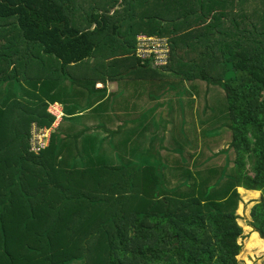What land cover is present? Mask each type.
<instances>
[{"label": "trees", "instance_id": "16d2710c", "mask_svg": "<svg viewBox=\"0 0 264 264\" xmlns=\"http://www.w3.org/2000/svg\"><path fill=\"white\" fill-rule=\"evenodd\" d=\"M10 18L63 77L101 53L110 31L128 26L136 57L141 32L168 37L161 70L224 90L231 142L222 166L182 172L174 186L158 169L128 171L116 144L88 154L92 141L64 139L62 123L34 154L33 124L52 125L49 105L85 95H58L48 76L28 116L0 107V264H240L238 188L262 191L249 225L264 240V0H0ZM259 247L255 236L247 244Z\"/></svg>", "mask_w": 264, "mask_h": 264}, {"label": "crops", "instance_id": "0c3cea01", "mask_svg": "<svg viewBox=\"0 0 264 264\" xmlns=\"http://www.w3.org/2000/svg\"><path fill=\"white\" fill-rule=\"evenodd\" d=\"M13 22V18L0 19V107L14 104L28 116L29 109L36 105V95L40 101L46 100L48 88L42 85L52 76L55 83L50 87H58V95L61 88L73 93L85 90L84 97L72 95L54 104L64 114V139L92 141L88 154L99 150L102 156L108 155L109 144H116L119 160L127 162L132 156L130 147L135 144L141 154L131 160L134 165L143 163L140 170L144 175L160 170L168 186L182 182V172H205L212 165L225 163L222 150L229 147L231 130L226 126L225 93L220 86L181 81L171 77L169 70L165 73L143 65L135 56L136 37L128 26L119 32L110 31L114 39L103 46L101 53L86 64L68 67L63 77L58 73V63L51 66L52 60L39 47L30 50ZM159 136L163 142L154 141ZM213 143L218 144L216 150ZM150 151H161V159L156 160ZM238 192L242 209L262 197V191L238 188ZM249 217L247 213L246 223L238 218L243 235L260 239L263 248L257 251L264 250V240L249 225Z\"/></svg>", "mask_w": 264, "mask_h": 264}, {"label": "built area", "instance_id": "2783aa9c", "mask_svg": "<svg viewBox=\"0 0 264 264\" xmlns=\"http://www.w3.org/2000/svg\"><path fill=\"white\" fill-rule=\"evenodd\" d=\"M137 57L143 61H149L154 69H164L168 66L169 39L165 36L140 33L137 36ZM54 121L51 127H39L33 125L31 137V152L34 154L45 151L50 144L53 130L60 124L64 114L58 104H52L48 108Z\"/></svg>", "mask_w": 264, "mask_h": 264}, {"label": "rangeland", "instance_id": "374dc122", "mask_svg": "<svg viewBox=\"0 0 264 264\" xmlns=\"http://www.w3.org/2000/svg\"><path fill=\"white\" fill-rule=\"evenodd\" d=\"M226 99V98H225ZM225 102L227 103V101L225 100ZM225 103V104H226ZM50 105H52V104H50ZM49 105V106H50ZM49 108V107H48ZM224 108H225V110H226V113H227V108H226V105L224 106ZM47 111H48V109H47ZM48 113H49V111H48ZM61 123V122H60ZM53 124V123H52ZM34 125V124H33ZM60 125V124H59ZM58 125V126H59ZM52 126V125H51ZM50 126V127H51ZM58 126L53 130V132L58 128ZM52 132V133H53ZM51 137H52V135H51ZM155 139L156 140H154V141H161V142H163L162 140H161V136H159V137H155ZM228 139V135H225V137H224V140H227ZM114 142V141H113ZM50 145V144H49ZM156 145L157 146H159V143H156ZM211 146L212 147H214L213 149L214 150H216L215 148L216 147H218V144L217 143H213V144H211ZM48 149V148H47ZM159 149H161V145H160V147H159ZM223 150H226V149H223ZM151 153H153V156H155L156 157V160H160L161 159V157H160V155H161V151L160 152H158V151H155V152H153V151H150ZM129 153H131V157H129L128 158V161L127 162H124V160H122L121 159V161H120V165H127L126 166V168H128V171H130V170H134L135 169V167H139V169L138 170H140V169H142V164L143 163H138L137 165H134V163L131 161L132 159H134V158H138L139 157V154H141V148H138V146L136 145L135 146V144H132L131 145V147H130V150H129ZM160 153V154H159ZM231 157H232V153H231ZM140 161H141V157H140V159H139ZM119 161V160H118ZM123 163V164H122ZM132 165H134L135 167H133ZM130 169V170H129ZM127 173V172H126ZM251 208H252V206L251 205H246L245 207H244V209H242V207L240 206L239 207V211H238V213H239V215H240V222H243L244 221V219H245V216H246V214L247 213H249V215H250V211H251ZM241 213H243V215L241 214ZM251 217H249V219H250ZM243 223H246L245 221L243 222ZM250 239H252V237H251V234H246V235H243L242 236V240H240L239 239V243L241 242V244H242V249H241V252H240V254H239V256H238V260H239V262H240V264H264V250L263 249H259L260 251H257V249H255V250H251V251H249V250H247V244L249 243V241H250ZM76 263H78V262H75V263H73V264H76Z\"/></svg>", "mask_w": 264, "mask_h": 264}]
</instances>
